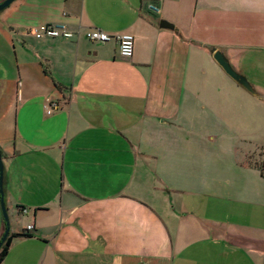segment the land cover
<instances>
[{
    "label": "crops",
    "instance_id": "1",
    "mask_svg": "<svg viewBox=\"0 0 264 264\" xmlns=\"http://www.w3.org/2000/svg\"><path fill=\"white\" fill-rule=\"evenodd\" d=\"M159 9L144 0H15L0 12L3 200L9 233L29 236L13 239L1 264H264V224L219 215L231 193L217 192V180L209 190L199 175L194 185L193 161L178 158L171 137L183 134L179 147L201 152L210 115L246 120L264 106V0H161ZM44 25L75 37L36 39ZM89 29L131 35L132 57L115 41L87 40ZM259 196L264 189L240 202ZM250 207L256 220L264 205ZM4 231L0 208V241Z\"/></svg>",
    "mask_w": 264,
    "mask_h": 264
},
{
    "label": "rangeland",
    "instance_id": "2",
    "mask_svg": "<svg viewBox=\"0 0 264 264\" xmlns=\"http://www.w3.org/2000/svg\"><path fill=\"white\" fill-rule=\"evenodd\" d=\"M6 70L9 71L7 68ZM232 120L236 121L234 127L231 123ZM208 123L212 124L214 128L203 135V151L201 152L184 151L180 148L179 146L184 148L186 145L183 134L171 136L174 143L179 144L178 158L185 159L187 156L192 159L193 165L190 170L194 185H197L198 182L195 176L199 175L209 181V190L212 191L215 188L214 181L217 180L221 182L217 192L231 193L233 199H226L229 196H224L221 205H218L220 206L219 215H223L227 221L230 216L229 221L233 222L264 224V216L259 218L261 213H264V209L255 208L259 216L256 220H250L249 214H246L251 208L250 202L258 206L264 205L263 197L259 196L247 204L240 202V199L245 198L251 191H257L259 188L261 192L264 189V180L259 179L260 185H258L249 178L251 176L260 178L259 173L249 167V163L259 165L262 162L260 153L264 145V106L259 103L256 114L252 109L251 118L246 120L240 116L238 119L228 118L214 113L209 116ZM163 136L170 139L168 134ZM177 185L182 184L178 183ZM191 190L196 189L193 187L186 191L191 192ZM174 203L176 204V201Z\"/></svg>",
    "mask_w": 264,
    "mask_h": 264
},
{
    "label": "built area",
    "instance_id": "3",
    "mask_svg": "<svg viewBox=\"0 0 264 264\" xmlns=\"http://www.w3.org/2000/svg\"><path fill=\"white\" fill-rule=\"evenodd\" d=\"M146 3L147 10L151 13L158 14L160 12L159 4L161 0H144ZM31 34L36 39L42 38H65L71 39L75 37L74 33L69 31L64 25H44L39 29L34 30ZM84 37L92 42H109L115 41L118 45L119 55L122 58H131L134 50V39L131 35H109L101 30L89 29L84 32ZM56 109V106L46 101L44 111L47 115H51ZM26 212V210H23ZM33 225L29 224L26 227L27 232H33Z\"/></svg>",
    "mask_w": 264,
    "mask_h": 264
},
{
    "label": "water",
    "instance_id": "4",
    "mask_svg": "<svg viewBox=\"0 0 264 264\" xmlns=\"http://www.w3.org/2000/svg\"><path fill=\"white\" fill-rule=\"evenodd\" d=\"M15 0H5L3 3L0 4V12L8 8ZM160 28L164 29H169V30H174V26L170 23H168L165 20L160 21ZM214 60L218 63V65L222 68V70L235 82L240 84L243 88H245L248 92L251 94H255V91L253 89V86L248 82L247 78L239 73H237L229 64L228 60L226 57L220 53V52H215L214 53ZM2 181H3V163H2V158L0 155V208H1V213L2 217L5 223V231L4 234L1 238L0 241V246L2 243L5 241L9 234V223H8V216H7V211L5 207V203L3 200V189H2Z\"/></svg>",
    "mask_w": 264,
    "mask_h": 264
},
{
    "label": "trees",
    "instance_id": "5",
    "mask_svg": "<svg viewBox=\"0 0 264 264\" xmlns=\"http://www.w3.org/2000/svg\"><path fill=\"white\" fill-rule=\"evenodd\" d=\"M60 91L62 89L58 88ZM1 154V153H0ZM260 157H262V162L261 164H251L249 163V167L255 170L257 173H259L260 178L264 180V145L261 148V153ZM18 237H29L27 234H13L9 233L5 241L2 243L0 246V264L2 263L3 259L8 253V250L11 246L12 240Z\"/></svg>",
    "mask_w": 264,
    "mask_h": 264
}]
</instances>
